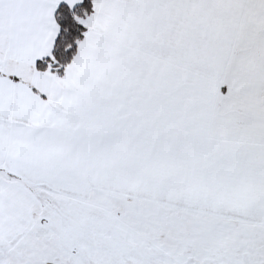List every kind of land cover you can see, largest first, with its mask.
<instances>
[{
  "label": "snow or ice",
  "instance_id": "6c2138e0",
  "mask_svg": "<svg viewBox=\"0 0 264 264\" xmlns=\"http://www.w3.org/2000/svg\"><path fill=\"white\" fill-rule=\"evenodd\" d=\"M0 264H264V0H0Z\"/></svg>",
  "mask_w": 264,
  "mask_h": 264
}]
</instances>
